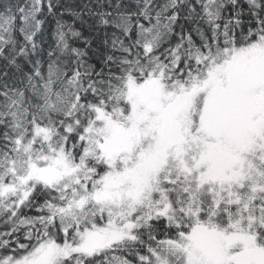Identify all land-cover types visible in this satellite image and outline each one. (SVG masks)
Instances as JSON below:
<instances>
[{
	"label": "snow or ice",
	"instance_id": "6c2138e0",
	"mask_svg": "<svg viewBox=\"0 0 264 264\" xmlns=\"http://www.w3.org/2000/svg\"><path fill=\"white\" fill-rule=\"evenodd\" d=\"M0 264H264V0H0Z\"/></svg>",
	"mask_w": 264,
	"mask_h": 264
}]
</instances>
